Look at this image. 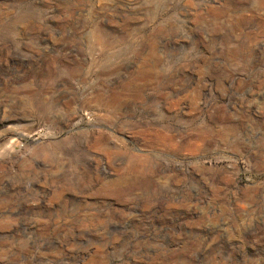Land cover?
<instances>
[{
    "label": "rangeland",
    "instance_id": "1",
    "mask_svg": "<svg viewBox=\"0 0 264 264\" xmlns=\"http://www.w3.org/2000/svg\"><path fill=\"white\" fill-rule=\"evenodd\" d=\"M0 264H264V0H0Z\"/></svg>",
    "mask_w": 264,
    "mask_h": 264
},
{
    "label": "bare ground",
    "instance_id": "2",
    "mask_svg": "<svg viewBox=\"0 0 264 264\" xmlns=\"http://www.w3.org/2000/svg\"><path fill=\"white\" fill-rule=\"evenodd\" d=\"M13 80V79H12ZM8 86H9V84H8Z\"/></svg>",
    "mask_w": 264,
    "mask_h": 264
}]
</instances>
